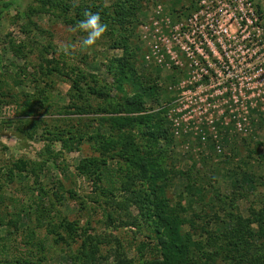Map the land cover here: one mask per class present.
<instances>
[{
  "label": "rangeland",
  "instance_id": "obj_1",
  "mask_svg": "<svg viewBox=\"0 0 264 264\" xmlns=\"http://www.w3.org/2000/svg\"><path fill=\"white\" fill-rule=\"evenodd\" d=\"M10 1L14 7L0 29V264H71L87 239L83 234L91 238L87 244L99 246L103 264L116 262V250L133 264L149 259L137 249L148 230L130 226L126 218L137 217V210L116 204L135 180L125 159L116 156L125 153L122 140L98 150L91 138L114 133L105 120L128 115L102 109L136 92L173 137L162 146L168 148L165 168L178 173L167 192L174 203L187 185L179 173L204 184L209 200L214 188L234 196L243 217L261 203L264 0H144L126 47L117 46L126 37L118 29L107 31L91 50L81 47L83 33L72 31L52 9L42 12L34 0ZM103 5L112 6L110 0ZM30 8H38L32 25L21 17ZM125 60L138 79L117 82L122 66L130 71ZM31 100L37 111L23 116L21 108ZM130 137L142 147L138 129ZM74 138L79 146H65ZM90 159L101 165L102 181L82 176L79 167ZM17 163L26 168L9 182ZM63 220L76 223V243Z\"/></svg>",
  "mask_w": 264,
  "mask_h": 264
},
{
  "label": "trees",
  "instance_id": "obj_2",
  "mask_svg": "<svg viewBox=\"0 0 264 264\" xmlns=\"http://www.w3.org/2000/svg\"><path fill=\"white\" fill-rule=\"evenodd\" d=\"M34 1L42 6V12L46 11V8L52 9L51 13L69 26H74L83 19L88 7L96 11L99 9L103 12L97 14L108 26V32L114 33L119 29L126 35V37L121 35V40L117 44V46L126 47L128 37L131 35L128 28L133 26V20L144 0H110L112 4L110 8L103 5V0H100V3L80 0L78 4L74 3V0ZM177 2L179 3L180 0ZM14 4L10 0H0V29L5 15L14 7ZM56 9L58 12L54 11ZM91 12L94 13V11ZM37 13L38 8H30L21 17L32 25V18ZM70 14L73 15L70 16ZM25 33L31 35L32 31L25 29ZM20 51L15 54H22ZM124 65L130 71H124L122 66L120 73L115 72L117 82L129 78L138 79L129 60H125ZM41 68L43 69V65ZM84 76L82 75L81 79ZM111 108V110L104 108L101 112L128 116L106 119V129L114 133L110 131L111 135L98 134L97 137L91 138H94L98 150H102L107 144H118V141L122 140L121 149L125 153L122 155L116 153V156L125 159L130 166V173L135 172L134 178H130V174L128 177L135 180L130 184L125 183V185L129 184L127 187L129 195L123 202H116V204L122 206L123 211L130 208L136 209L137 217L131 213L126 216L130 226L144 225L148 230L146 236L148 240L141 242L137 247L139 253L149 255V259H146L143 264H264V198L258 206L250 209L248 217H243L238 211L234 196L222 195L214 188L213 199L209 200V192L204 184L197 183L198 180L193 179L190 173H179L187 179V185L178 201L174 203L167 192L172 186V177L178 173L165 168L168 148L162 146L163 142L171 144L173 137L165 127L160 114L147 113L145 97L138 92L125 97L122 103L113 105ZM36 111V104L32 100L26 102L21 108L23 116H32ZM135 129L141 133L142 147L137 146L135 139L130 137V132ZM65 143V146L68 144L72 147L74 143L79 146L76 138L73 142L70 139ZM25 168L26 165L22 163L13 166L9 170V182L13 181L15 172H23ZM79 170L82 176L92 175L100 181L105 175L97 159L85 161ZM101 192L106 195L104 189H101ZM185 202L187 205L184 206ZM197 206H200L201 210H197ZM61 223L69 234V239L76 243L79 238L76 233V223H68L66 220ZM58 237L63 240L61 235ZM84 238L87 239L83 240L71 264H103L99 260L102 256L99 246L87 244L86 241L91 238L83 234ZM114 255L116 258L114 264L134 263L132 259L126 257V253L120 250H116Z\"/></svg>",
  "mask_w": 264,
  "mask_h": 264
},
{
  "label": "clouds",
  "instance_id": "obj_3",
  "mask_svg": "<svg viewBox=\"0 0 264 264\" xmlns=\"http://www.w3.org/2000/svg\"><path fill=\"white\" fill-rule=\"evenodd\" d=\"M71 30L83 33L80 41L81 47L84 50H91L97 47L98 44L104 40L108 31V26L102 22L99 14L85 12L84 18L74 25ZM63 53L65 56H69V48L65 47L63 49Z\"/></svg>",
  "mask_w": 264,
  "mask_h": 264
},
{
  "label": "built area",
  "instance_id": "obj_4",
  "mask_svg": "<svg viewBox=\"0 0 264 264\" xmlns=\"http://www.w3.org/2000/svg\"><path fill=\"white\" fill-rule=\"evenodd\" d=\"M261 71H263V69H261Z\"/></svg>",
  "mask_w": 264,
  "mask_h": 264
}]
</instances>
